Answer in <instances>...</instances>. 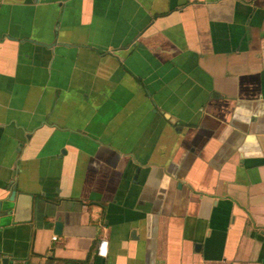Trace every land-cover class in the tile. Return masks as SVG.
Listing matches in <instances>:
<instances>
[{
    "label": "crops",
    "instance_id": "crops-1",
    "mask_svg": "<svg viewBox=\"0 0 264 264\" xmlns=\"http://www.w3.org/2000/svg\"><path fill=\"white\" fill-rule=\"evenodd\" d=\"M74 261L264 264V0H0V264Z\"/></svg>",
    "mask_w": 264,
    "mask_h": 264
},
{
    "label": "built area",
    "instance_id": "built-area-1",
    "mask_svg": "<svg viewBox=\"0 0 264 264\" xmlns=\"http://www.w3.org/2000/svg\"><path fill=\"white\" fill-rule=\"evenodd\" d=\"M52 238H55V235H52ZM106 250V240L103 239L100 244H96L95 246V253L98 255H105Z\"/></svg>",
    "mask_w": 264,
    "mask_h": 264
},
{
    "label": "water",
    "instance_id": "water-1",
    "mask_svg": "<svg viewBox=\"0 0 264 264\" xmlns=\"http://www.w3.org/2000/svg\"><path fill=\"white\" fill-rule=\"evenodd\" d=\"M60 227H61V221L59 220V218H56L53 222V228L52 231L54 233H58L60 231ZM5 257L1 258V261L4 262L5 261Z\"/></svg>",
    "mask_w": 264,
    "mask_h": 264
},
{
    "label": "trees",
    "instance_id": "trees-1",
    "mask_svg": "<svg viewBox=\"0 0 264 264\" xmlns=\"http://www.w3.org/2000/svg\"><path fill=\"white\" fill-rule=\"evenodd\" d=\"M74 263L76 264L77 262L74 261Z\"/></svg>",
    "mask_w": 264,
    "mask_h": 264
}]
</instances>
